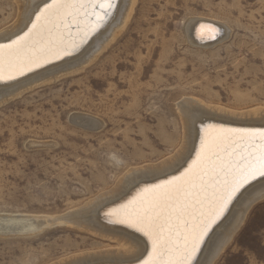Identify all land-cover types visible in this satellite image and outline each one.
Here are the masks:
<instances>
[{"label":"rangeland","instance_id":"1","mask_svg":"<svg viewBox=\"0 0 264 264\" xmlns=\"http://www.w3.org/2000/svg\"><path fill=\"white\" fill-rule=\"evenodd\" d=\"M16 2L0 0V32L16 24ZM200 18L226 26L228 36L220 40L219 31L215 44L193 46L185 28ZM125 29L82 70L0 105L1 215L66 214L130 168L173 155L184 98L231 111L264 108V0H138ZM65 224L0 236V264H57L117 246ZM233 237L214 264H264V201Z\"/></svg>","mask_w":264,"mask_h":264},{"label":"snow or ice","instance_id":"2","mask_svg":"<svg viewBox=\"0 0 264 264\" xmlns=\"http://www.w3.org/2000/svg\"><path fill=\"white\" fill-rule=\"evenodd\" d=\"M115 6L116 0H45L42 7L37 5L31 27L0 43V81L6 78L5 65L7 79H14V71L39 65L59 51L67 53L65 33L71 34L73 23L79 31L81 14L89 20L95 15L101 24ZM215 129L214 125L200 129L196 155L178 176L145 184L131 200L106 211V216L140 232L151 245L147 258L134 257L124 264H199L202 245L229 205L248 185L264 180V129L213 134ZM261 201L264 189L247 201L245 212L218 245L213 264L215 258L222 259L247 211Z\"/></svg>","mask_w":264,"mask_h":264},{"label":"bare ground","instance_id":"3","mask_svg":"<svg viewBox=\"0 0 264 264\" xmlns=\"http://www.w3.org/2000/svg\"><path fill=\"white\" fill-rule=\"evenodd\" d=\"M17 2L19 16L17 15L18 19L15 20L16 24L0 32V43H5L6 37L15 38L26 32L31 27L29 20L32 11L37 5L42 7L45 0H17ZM137 2L138 0H116V6L108 16L103 18L101 24L96 23L95 15L89 20L81 14L79 31L73 23L71 34L65 33L64 47L67 48V53L59 51V55L49 56L47 61L42 60L39 65L14 71L12 73L14 79H7L9 70L5 65L6 78L0 81V105L27 91L28 87L38 85L41 81L55 79L58 75L72 73L79 68L82 70L81 67L88 61L91 62L94 54L106 49L126 30ZM31 18L34 19V17ZM219 31L222 34L220 40L228 36L226 26L223 27L215 20L202 18L189 20L185 28L187 41L193 46L203 48L216 43L220 36H218ZM75 54L79 55L75 57ZM177 107L183 123V140L180 149L173 155L157 164L130 168L111 189L98 194L81 207L72 209L66 214L57 215V217L0 214V236L28 235L52 223H66L89 231L100 238L114 241L117 246L98 252L73 255L67 261L57 262V264H124L125 261L134 257L147 258L152 250L147 238L126 224L114 222L113 218L106 216V211L131 200L145 184H157L178 176L195 157L200 145L199 132L204 125L216 126L213 134L219 130L264 129V108L256 107L241 112L231 111L219 106L207 105L195 98H184ZM73 120L82 121L87 127H98V122L95 120L91 122L92 120L84 115H76ZM261 189H264V180L254 181L247 186V190L243 191V195L239 196L230 212H225L202 245V251L197 257L199 264H213L218 245L228 236L242 213L245 212L247 201L257 195ZM53 264H56V261Z\"/></svg>","mask_w":264,"mask_h":264}]
</instances>
